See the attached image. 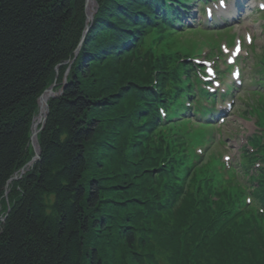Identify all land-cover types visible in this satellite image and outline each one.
Instances as JSON below:
<instances>
[{
    "label": "trees",
    "instance_id": "1",
    "mask_svg": "<svg viewBox=\"0 0 264 264\" xmlns=\"http://www.w3.org/2000/svg\"><path fill=\"white\" fill-rule=\"evenodd\" d=\"M156 1L96 0L99 12L68 86L49 101L41 158L12 186L11 213L0 221V264H144L143 256L147 264L244 263L228 242L207 247L202 233L211 212L195 213L186 166L176 172L177 162L159 164L170 151L163 136H152L160 128L157 105L182 92L183 67L141 51V33L163 25ZM87 15L86 0H0V215L8 213L9 181L34 154L38 100L53 85L63 88Z\"/></svg>",
    "mask_w": 264,
    "mask_h": 264
},
{
    "label": "rangeland",
    "instance_id": "2",
    "mask_svg": "<svg viewBox=\"0 0 264 264\" xmlns=\"http://www.w3.org/2000/svg\"><path fill=\"white\" fill-rule=\"evenodd\" d=\"M193 10H195L194 12L198 11V7L197 6L193 7ZM88 15H90V13H88ZM191 16H193V15H191ZM158 18L159 17H157V19ZM254 19L256 21L258 20L257 23L260 21L259 18H257V16H255ZM89 21H90V19L87 17V25H88V22ZM194 23H195V20L193 21V24ZM259 24L255 25V27H252V29L255 30V32L257 31V35L259 37L258 45L256 47V52L260 54L263 51V49H264V35L263 34H260ZM157 26H158V24L155 25V28H150L149 30L148 29L147 30H144L141 33V36H147L146 43L144 44V46L142 47V49H145V48L150 47L154 43V40H157V39H160V38L163 39L165 37L166 29L165 30L163 28H158L157 29L156 28ZM180 40H181V45L187 48L188 45H189L190 39L188 37H186V36H183V37H181ZM150 43H151V45H150ZM194 43L197 44V50L200 49V48H202L201 43H200L199 40H195ZM47 92H48V89L45 91V93H47ZM41 111H42V109L39 106V112H38L36 118L39 117V115H41ZM48 116H49V112H48ZM47 120H48V117L43 118V121H42V124H41V127H40L41 129L38 131L37 134H34L36 136V138H37V136L40 137L41 133L44 131V129L46 127V124H47ZM231 122H232V124L229 126V132L231 134H233V135H236L237 137H239L241 135H244L245 137L246 136L248 137V136H251L252 133L255 131V126H254L253 121L252 122H250V121L249 122H246V121H243L241 119H238L237 117H233V119H231ZM228 142H229V144H232V143H230V140ZM245 144L246 143H245V140L243 138L242 139L238 138L236 140V142H233V145H234L235 148H234V150L232 152V155H233L235 161H236V159L237 160L239 159V156H240V153H241V149H242V145H245ZM34 157H35V153L33 154L32 158L26 163L27 165L17 174V176H13L11 178V180L9 181V183H8V185L6 187V194L5 195L7 197V200H5V206H3V211L5 210L6 213L8 212L7 214H9V210L12 208V203L10 201V196H11L10 193H11V190H13L12 189V186L15 185V184H17V183H19V181L21 180V179L20 180L14 179L12 181V179L14 177H20L21 174H22V172H23V176H25L26 173H27V170L28 169H31V166L33 164ZM0 218L4 219L5 216L1 215ZM201 254H202V250H201ZM144 257L145 256L142 257V261L144 262V264H147L146 263L147 262V259L144 258ZM111 259H112V261L114 263L113 254H111ZM124 264H127V263L125 262ZM214 264H217V263H214Z\"/></svg>",
    "mask_w": 264,
    "mask_h": 264
},
{
    "label": "bare ground",
    "instance_id": "3",
    "mask_svg": "<svg viewBox=\"0 0 264 264\" xmlns=\"http://www.w3.org/2000/svg\"><path fill=\"white\" fill-rule=\"evenodd\" d=\"M96 1V0H95ZM95 1L94 0H90L89 1V5H88V13H90V15H87V17L89 18V19H91V17H92V19H94L96 16H95V13L96 12H99V5H98V7H96V3H95ZM98 4V3H97ZM111 14V13H110ZM87 29H88V26L86 27V29H85V32L83 33V37H82V39H81V41H83V40H86L87 39V37H88V33H87ZM90 29H91V27H90ZM77 57H78V54H76V56H75V58L73 59V60H71L70 61V64H74L75 63V61L77 60ZM46 97V99L47 100H49L50 98V96H51V94L48 92V93H46V95H45ZM44 116H45V110H43V111H41V115H39V117H35L34 118V120H33V124H32V127H31V138H30V148H32L31 150H33V152L35 153V157H34V159H33V164L35 165L39 160H40V158H41V147H40V144H39V136H37V138H36V136L34 135V134H37L38 133V131L41 129L40 127H41V124H42V121H43V118H44ZM34 135V136H33ZM35 149V150H34ZM32 164V166H31V169L34 167V165ZM30 169H28V171H29ZM21 171V170H20ZM19 171V172H20ZM27 171V172H28ZM19 172H17V173H15V175L14 176H17V174L19 173ZM24 178V176H23V172H22V174H21V176L20 177H14L13 179H12V181L14 180V179H16V180H20V179H23ZM137 195V192H135V193H133V198H139L138 196H136ZM4 200H7V197L5 196V198H4ZM10 213H11V209L9 210V214H7L6 216H5V218L4 219H2V218H0V221H6L7 220V218L9 217V215H10ZM0 217H1V215H0ZM163 258H161L160 256H159V254L158 255H156V260L157 261H159V260H162ZM164 262L166 263V261L164 260Z\"/></svg>",
    "mask_w": 264,
    "mask_h": 264
},
{
    "label": "water",
    "instance_id": "4",
    "mask_svg": "<svg viewBox=\"0 0 264 264\" xmlns=\"http://www.w3.org/2000/svg\"><path fill=\"white\" fill-rule=\"evenodd\" d=\"M87 2L89 3V0H87ZM48 92H52V89L50 91H48ZM40 101L46 106V115L44 117V118H46V117H48L49 106L47 104V100L45 99V96L44 95L41 97V100Z\"/></svg>",
    "mask_w": 264,
    "mask_h": 264
}]
</instances>
